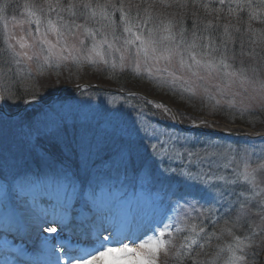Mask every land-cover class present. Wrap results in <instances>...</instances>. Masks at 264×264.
<instances>
[{"label":"snow or ice","instance_id":"1","mask_svg":"<svg viewBox=\"0 0 264 264\" xmlns=\"http://www.w3.org/2000/svg\"><path fill=\"white\" fill-rule=\"evenodd\" d=\"M213 4H218V6L212 7ZM11 6L9 0H5V3L0 4V13ZM15 7H22L26 13V18L17 21V23L26 24L28 28L25 30V34L20 36H16L14 32L6 33L4 51L17 65L24 60L31 61L35 56H40L45 51L47 54L43 56L44 64H49L53 59L56 63L68 59L63 55L65 49L69 47L72 50L76 49L75 44L69 46V38L75 39L76 34L83 30L85 36L91 39V45L81 56L72 57L78 65H95L101 62L108 64L106 51L113 49L120 53L121 68L126 66L125 52L133 55V70L136 72L141 71V58L145 64L149 59L156 64L161 60L171 64L174 59L178 58L181 68L196 69L192 75L198 79L204 78L199 75L201 69L209 76L213 72L222 73V80L226 81V84L217 89L222 95L237 82L241 88H244L245 85L258 87V96L262 107H264V75L261 74V69L264 67V29L257 33L251 24L252 21L264 23V0H207V2H202V0H40V2L24 0L23 5L17 4ZM189 7L202 8L205 17H212V19H200L193 12V16L197 18L192 22L191 42L187 39V29L185 28L180 29L179 39L177 38V33L174 30L175 22L170 18L172 13L168 11L171 8L186 10ZM245 9H247L248 17L246 32L249 38L251 35L257 36V39L252 42L254 47L249 48L247 53L244 52L246 32L243 29L244 22L242 20ZM15 19L13 17V20ZM233 19L235 23H233ZM79 20H82L83 23H78ZM4 27L8 28L7 22ZM109 33L112 36L111 41L108 38ZM204 33H209L207 38ZM50 34L55 35V43L49 39ZM216 34L222 36L218 45L213 40V36ZM205 39H207V43H205ZM117 40L121 41V47H115ZM237 40L240 41V55L242 57L247 55L251 63L244 66L245 61L241 60V67L234 69L236 51L233 47L231 50L232 63H229L228 45L229 43L235 45ZM79 43L81 49L86 47L85 40H80ZM45 46H47L46 49ZM37 47H39V51H32ZM57 47H59V51H56ZM256 48L259 51H256ZM133 49H135L134 54ZM217 53H219L218 56ZM43 66V64L39 65L41 69ZM115 66L116 61L113 60L112 67L115 68ZM146 70L151 76L152 68L147 67ZM249 72L252 73L251 76L248 75ZM169 75L175 78L174 72ZM179 79L183 80L184 78L181 76ZM185 90L193 94L197 91L192 86H188ZM4 91L7 93L8 88L5 87ZM203 91L205 94L210 92L208 88H204ZM236 95L238 93L232 94V99L228 101L229 104L236 103ZM9 98L8 95L0 96V99L5 101ZM255 98L254 96L249 97L250 100ZM209 99L211 100L213 97L209 95ZM220 104L221 101L216 100L211 107L213 110H219ZM164 111L165 113L169 112L167 108ZM171 118L174 120L175 116L173 115ZM142 131L149 139L156 140L163 146L161 150L157 144L151 145L154 156L159 154L161 157L171 159L169 152L175 151V145L180 142V137L168 132H159L157 129H153L151 132L143 129ZM165 136L167 139H161ZM184 142L188 143L187 138ZM192 143L194 144L195 141ZM207 147L219 149L220 146L209 144ZM233 152L236 158L244 162L243 171L238 174L237 179L243 178L251 185V189H246L251 195L244 197V203L253 202L256 207L264 209V188H260L257 193L259 186L256 182L258 170L264 171V163H258L255 168L251 167V158L247 149L228 148L216 151L212 154L214 158H210L207 168L204 167L205 157H201L198 153L193 151L175 152L178 159L183 160L187 156L200 162V167L195 171L190 170L196 168V165L191 161L179 170L161 169V171L182 177L188 186L186 191L177 196L175 208L166 205L165 200L159 195L136 198L135 196L129 197L126 192H113L110 186L100 187L98 193L91 194L89 197L91 203L90 206H86L87 215L85 220L81 221L80 230H71L76 237L75 244L65 239L56 240L53 237L52 240H48L45 238L43 246L47 256L46 264H157L160 249L171 243L170 240L166 241L165 237H171L173 229L178 233L187 229L191 234L198 235L196 224H189L187 220L177 222L173 220L169 212L179 209L185 216L191 212H197V205L200 204L198 196H201L202 193H208L213 203H218L217 197L222 199L224 192L216 190L220 186L214 183L217 179H223V177L215 175L213 168L216 164L215 158H223ZM208 155L205 150V156ZM258 159L264 160V152ZM65 181H67L66 177ZM44 186L49 190L63 189L64 199L56 198L54 201H50V210L53 214L51 222L45 215L41 218L43 223L40 227L43 228V224L50 223L63 224L66 229L68 225L65 220L69 216L71 207L69 189L71 188V193L74 194L75 188L68 182L60 184L55 178L46 182ZM172 195L177 194L172 193ZM181 201H183L182 204ZM237 203L240 201L238 200ZM202 207L203 205H201ZM243 207L244 204H241L240 210H243ZM208 211H212L211 206ZM199 215H204V212L201 211ZM261 220V224L256 225L255 229L248 227V232L243 239L236 236L234 245L227 246L229 256L224 264H264V255H262L264 254V217ZM239 222L240 218L237 216L232 221L233 226L238 225ZM85 224L88 226L85 227ZM44 230L50 233L58 232V228L53 226ZM199 231L204 232V229L201 227ZM223 231H227L229 235L232 234L231 229H222ZM101 233H107V235H101ZM90 237H94V239H90ZM185 239L188 241L187 245L182 244L176 253L177 264H181V260L185 258L186 248L188 264H220L223 248H220L211 260L196 259L193 262L192 252L195 246H198V240L189 237H185ZM81 243H90L91 246H80ZM3 264H8V262L4 261Z\"/></svg>","mask_w":264,"mask_h":264},{"label":"rangeland","instance_id":"2","mask_svg":"<svg viewBox=\"0 0 264 264\" xmlns=\"http://www.w3.org/2000/svg\"><path fill=\"white\" fill-rule=\"evenodd\" d=\"M38 2H40V0H38ZM168 11L172 13L173 9H169ZM13 17H15L16 19L13 20ZM177 17L179 16L172 13V16L170 18H172L175 22L174 30L176 31L177 38L179 39V32L181 28L177 26L179 23ZM25 18L26 13L23 11V8H20L19 16L18 14L15 16H9V20L7 22L8 28L6 29L7 33L14 32L16 36L24 35L25 30L28 28V25H20L17 23V21L23 20ZM77 22L83 23L82 20H79ZM191 34L192 27H190V30L187 31L186 34L189 42H191L192 39ZM117 35H119V33H117ZM108 38L110 41L112 40V36L110 33ZM49 39L53 43L56 42L55 35L50 34ZM80 40H85L86 47L84 49H81V45L79 43ZM205 43H207V39H205ZM68 44L69 46L75 44L76 49L72 50L70 47L65 49L63 55L67 56L68 59L61 60L59 63H56L55 59H53V61L49 62V64H44L43 56L47 54V52L45 51L40 56H35L31 61L24 60L21 64L15 65L17 70L25 74L24 78H29V76L32 74V76L23 84V88H27L28 91H31L30 93H38L39 95L46 94L48 90L56 89L63 85H74L80 84L81 82L99 84L101 86H106L107 88H115L114 81L117 80L123 72L129 71L136 75H139V78L143 80V83L140 88L142 91H150L153 93L156 92L157 95H153V93L150 95L152 97H157L162 100H165L169 104H172V106L175 108L174 110L177 112L179 119L185 124H191L196 122L201 126L209 128L220 125L225 126V128L226 126H231L233 128L231 131L235 132L238 131L237 129L239 128L244 130V132L246 130V132H248L249 130H254L256 128L255 130L259 131L260 133H264V124L259 125L255 128L249 127L247 125V123H255L259 120H264V114L261 115L263 118L257 116L260 115L257 113L258 110L264 108L262 107V102L258 96V87L254 88L251 85H245L244 88H241L239 82H237L222 95L217 90L219 87L226 84V81L222 80V73L213 72L209 76L205 71L201 69L199 75L204 78L198 79L196 76L192 75V72L196 69L188 70L186 68H181L178 63V58L174 59L171 64L166 63L164 60H161L158 64H156L150 59L147 61V64H145V61L143 60V58H141V71L136 72L133 70V55H129V53L125 52L126 66L124 68H121L119 60L120 53L114 51V49L106 51V58L109 60L108 64H103L101 62L95 65H78L76 61L72 59V57L81 56L83 52L86 51V48L90 47L91 39L87 38L83 33V30H81L76 34L75 39L71 37L69 38ZM46 47L47 46H45V49ZM115 47H121L120 40H117ZM105 48H107V46H105ZM32 51H39V47ZM56 51H59V47H57ZM132 52L134 54L135 49H133ZM231 52L232 51L229 50V63H232V54H230ZM218 55L219 53H217V56ZM185 59H187V57H185ZM113 60L116 61L115 68L112 67ZM241 60L245 61L244 66H248L249 63H251L247 56L245 57V59H242L241 57H236L235 63L233 64L234 69H239L241 67ZM41 64L44 65L42 69L39 67V65ZM147 67L152 68L151 76L146 70ZM172 72L175 73V78L169 75V73ZM19 73L16 74L20 76ZM34 74L36 77H34ZM261 74L264 75V67H262L261 69ZM8 75L9 73L7 71L2 70L0 74V91L1 84L4 83L8 85ZM248 75L251 76L252 73L249 72ZM181 76L184 78L183 80L179 79V77ZM22 83L23 82H21V84ZM188 86L195 87L197 89L196 93L193 94L191 92L186 91L185 88H187ZM204 88H208L210 92L208 94H205L203 91ZM237 93L238 95H236L235 97L236 103L234 105L229 104L228 101L232 99V94ZM209 95H211L213 99L210 100ZM69 96L61 101L56 100L54 103L42 107L43 110L36 112L34 118H32L33 116L31 117L33 120L31 119L29 125L27 124L25 128H19L17 122L7 121L0 118V140H2V142L0 143V243L3 244V246L6 248L7 245L9 246V248H13V252H7L9 258L12 259L10 264H46V261L43 262L40 259H37L33 262L31 261V259L27 258V255L34 251L32 248L34 245H39L41 248L44 247L42 243H37L36 240L40 237L41 240L47 237L48 232L44 229L48 228L49 226L58 228L57 233L59 234V236L57 240L64 239L66 236H68L69 238L75 237L71 232V230L74 228H71V226L75 224L76 230H80L81 221L85 220L87 215L86 206H90L91 203L89 197L91 194H94V192L91 190L90 187L85 186V182H82V180L79 178L81 177L80 175H89L88 173L91 171V168H93L91 163L89 165L86 164V166H84L83 168L81 167L80 169H74L73 166L71 167L67 161L54 156V154L51 155V157L45 156L46 163L43 164L41 168L42 171H44V174H46L47 179L45 178L46 180H41L43 181V185H45L46 182H48L49 180L55 178L58 183L64 184L65 182H68L71 186L75 188L74 194L71 193V188L69 189V193L71 195V207L69 208V216L65 220V223L69 227L65 229L64 225H62V227H59L60 225L50 223L43 224V228L39 226V229L37 230V239H35L36 244L26 241V238L24 237L17 236V233L16 231L14 232L12 226L10 227L6 225L8 224V221L10 223L13 222V220L17 221V219H19L22 222L24 220V215L28 214L29 211L32 214L38 215L39 212L41 214L48 212L47 219L49 220V222H51L53 214L50 210V201H54L56 198L63 200L64 192L63 189L49 190L46 188V193H35L34 185L37 184V180L35 181V179L37 178L31 177V180L28 179V181L25 182L27 186H25L23 190L17 191L15 193L13 191L14 188L12 186L13 182H15L16 180H20V182L23 183V177L26 175L27 172L22 171V168L20 167L19 163H11V161H8L6 157H8L10 154L8 153V151L4 150L6 149L7 143H9L11 151L13 149V151L20 150V152H22L23 150H25L26 146L27 148H29L28 143H36V136L43 135L44 132L51 131L54 133H58L62 130H64V132H61L63 135L61 137V140H65L67 136L74 140V137L72 136L76 135L75 137H78L80 141H83L85 138L89 137L92 130H95L97 128L94 127L92 129V125H90V130H86L88 129L87 127H85L86 125H88L86 121L89 118V115L92 114L91 111L93 112L95 117L101 115L102 112H104L105 115L110 116L114 123H118V125H121L119 130V132L121 133H124L127 127H132V122L130 121V116L128 115L129 113L124 112L125 107L119 105V102H121V98L119 96L114 95L108 97L102 94L94 96V98H92L90 95H83V97H80L77 96V94H73L72 96ZM253 96L256 98L250 100L249 97ZM216 100L221 101V104L219 105V110H213L211 107V105L214 104ZM241 101H243V103H241ZM150 103L159 111L160 120L157 118L158 122H173V119L170 118V116H172L171 112L169 111L168 113H165L164 111V109L167 108L165 104H161L159 102ZM6 106L8 110H10V112L16 109V106H9L7 104ZM134 107L136 106L132 105L131 109L134 110ZM31 108L32 107L29 106V109ZM137 109L139 110V107H137ZM137 109L136 111H138ZM167 109L169 110V108ZM221 110L226 112L229 111L230 116H228V114H218L217 111L221 112ZM0 116L2 115L0 114ZM133 116H139V112L136 114L134 113ZM146 118L147 112H142L141 117H137V121L139 122L137 125L138 129L134 130L136 132V135H134L135 137H133V142L128 145V147L132 148V151H135V149L139 151L147 149L146 141L149 140V137L147 136L146 141L143 140V138H140L146 136L145 132L142 131V129L148 132H151L153 129H157L159 132H168L171 135L180 137V142L178 144L183 143L184 145H189L193 141L200 142V140L194 138L193 136L176 133L174 129L166 130L159 126L160 124H150L148 120H146ZM84 122L85 124H83ZM97 122L99 123V121ZM76 123L84 125V129H81L76 126ZM101 124L102 123H99L98 126L100 127ZM75 127H78L79 129H76L77 134ZM10 131L13 132L11 134H8ZM101 134H99L100 138ZM246 137L248 136L244 135L240 138L245 139ZM185 138H187L188 143L184 142ZM161 139H167V137H161ZM248 139L259 141L260 139H264V137ZM150 140L154 142L153 144L157 142L156 140ZM206 140L207 141L204 143L205 147L203 149H206L209 154L208 156H204L206 160L205 163L207 165L210 162V158H214L212 157L213 153H215L216 151H223L228 148H231L233 150L247 149L248 155L251 158L250 164L253 168L257 167L258 163H264V160L258 159V157L261 156V153L264 152V142L253 143L249 141H242L243 144L240 145L239 142L241 141L230 140L224 143V141L218 140L216 138H214L213 140ZM102 141H105V139ZM72 143L77 144V140L73 141ZM209 144H214L220 147L219 149L209 148L207 147ZM119 148L122 150L127 147L123 146ZM115 150H117L118 152L119 149ZM67 151L68 150H66V152ZM82 152H84V154H87L88 150L82 149ZM118 155L120 157L123 154ZM215 159L216 164L213 166V168L217 171L221 169L222 171L219 172V174L221 177H223V179L217 181V183H215L216 180L214 181L216 185L220 186L219 189H222L221 187H223L224 185L227 186L234 183L239 186V183L241 181H244L246 184H248L243 178L237 179L238 174L243 171L244 162L239 158H236L234 152L231 154H227L223 158ZM224 166L230 172V174H227L222 169ZM65 177L67 178V181H65ZM94 178L95 177L88 178L85 180L92 179L94 184L100 181V179ZM261 181H264V171L258 170V174L256 176V182L259 186L257 188V193L259 192L260 188H264V183H261ZM249 186L251 189V185ZM219 189L216 190L219 191ZM113 191L116 190L113 189ZM127 194L129 195V197H146L140 195L138 191L134 192L133 188H130L127 191ZM165 203L166 205H170L171 201L166 198ZM249 203L253 204V208L251 209L254 215L249 217L248 219L249 223L253 224V227L255 229L256 225L261 224L262 222L261 218L264 217V209L256 207L255 203L253 202ZM172 212L175 211H170L169 214L171 215ZM57 215H59V213H57ZM84 226L86 227L87 224H85ZM101 234L107 235V233ZM179 234L175 238H177ZM90 238L94 239V237ZM173 238L174 237H171V240ZM22 254L25 256V258H22L21 260L20 258ZM167 258L168 252L165 247H162L158 254L157 264H167ZM45 259H47V257Z\"/></svg>","mask_w":264,"mask_h":264},{"label":"trees","instance_id":"3","mask_svg":"<svg viewBox=\"0 0 264 264\" xmlns=\"http://www.w3.org/2000/svg\"><path fill=\"white\" fill-rule=\"evenodd\" d=\"M202 2H207V0H202ZM3 3H5V0H0V4ZM9 3L12 6L7 8L3 13H0V74L2 70L9 73V83L8 85L4 83L1 84V91L3 96L8 95L10 97L6 101L9 106H19L27 99L32 97H51L56 89L48 90L46 94L39 95L38 93H30L31 91H28L27 88H23V84L32 76V74L29 76V78H24L25 74L16 69L15 65L17 64L12 62L10 57L4 51V36L7 33L4 25L5 22H8L9 16H15L17 14L19 16V11L22 7L16 8L15 5H23L24 0H9ZM217 6L218 4L212 5V7ZM171 9H173V14L179 16L177 17L179 20L177 26L180 28H185L187 29V31L190 30L193 20H195L197 17H199L200 19H212L211 16L205 17L204 10L199 7H189L186 10H179L176 8ZM193 12L197 14V17L193 16ZM242 20L244 22L243 29L246 32L248 27L247 9L243 11ZM225 22H227V20H225ZM233 23H235L234 19ZM251 24L252 28L257 33L260 30L264 29V23H262L261 21H252ZM208 35L209 33H204L205 37H208ZM221 39L222 36L220 34H216L213 36V40L217 45L219 44V41ZM256 39V35H251L249 38V35L246 32L244 38L245 53L248 52L249 48L254 47V44L252 42ZM228 47L230 51L233 47H235L237 58L241 57L242 59H245V57L247 56L245 55L242 57L240 55L241 47L239 40L236 41L235 45L229 43ZM256 51H259V49L256 48ZM230 54H232V52ZM16 73H19L20 76H18ZM34 77H36L35 74ZM21 82L23 83L21 84ZM142 83L143 80L139 78V75H136L129 71L123 72L120 77H118V79L114 81L115 86L123 90L140 89ZM5 87L8 88L7 93L4 91ZM147 93L152 94L153 92L148 91ZM73 94H77V96L80 97H83V95H90L92 98L99 94L108 97L114 96L111 93L100 91L95 88H89L67 90L63 92L61 96H59V100L61 101L64 98H67L69 95L72 96ZM153 95H157V93L154 92ZM120 98L121 102H119V105L125 107L124 112L129 113L128 115L130 116V121L132 122V127H127L124 133L119 132L121 125H118V123H114L111 117L105 115L104 112H102L98 117H95L93 112L91 111L92 114L89 115V118L86 121V123L88 124L85 126L88 128L86 130H90V125H92V129L94 127L97 128L95 130H92L89 137L85 138L83 141H80L78 137H75L76 135L72 136L74 137V140L69 136H67V138L65 136L66 139L61 140V137L63 136L62 133L64 132V130H62V133H54L50 131L44 132L43 135L36 136V143H28L29 148H27L26 146L25 150H23L22 152H20V150L13 151V149L11 151V147L9 146V143H7L6 149L4 150L8 151V153L10 154L8 157H6L8 161H11V163H19L22 171L27 172L23 177V183L20 182V180H16L15 182H13V191L16 193L17 191L23 190L24 187L27 186L25 182L28 181V179H30L31 177L37 178V180H44L47 176L46 174H44V171H42L41 167L46 163L45 156L51 157V155L54 154V156L67 161L71 167L73 166L74 169H80L81 167L83 168L84 166H86V164L89 165L91 163L93 168H91V171L88 173L89 175H80L81 177L79 178L82 180V182H85V186L90 187L94 193H98L100 187L105 186H110L112 191L113 189L116 190L113 192H127L130 188L136 189V187L141 186V188L151 196L159 195L164 200L168 198L169 201H171L169 207L175 208L174 202L176 201L177 196L186 191L188 186L182 177L172 175L171 173L166 171H161V169L179 170L181 167L187 166L190 161L196 165V168H191L190 170L195 171L200 167L199 160L187 156H185V158L181 160L176 158L175 152L184 153L186 151H193L198 153L201 157H204V152L206 149L203 148L205 147L204 143L207 141L206 139L213 140L214 138L224 141V143L230 140L241 141L239 142L240 145L243 144L242 141H249L253 143L264 142V139L255 141L248 138L241 139L240 137L218 136L193 131L190 132V135L200 140V142H195L194 144L190 143L189 145H184L183 143L175 145V151L169 152L171 159L167 157H161L159 156V154L154 156L151 149V145L154 142H152L150 139L146 141L147 136L140 137L146 141L147 149L143 151L135 149V151H132V148L128 147V145L133 142V137H135L134 135H136V132L134 130L138 129L137 125L139 123L137 121V117H141L142 112H147L146 120H148L150 124H160L159 126L166 130L174 129L176 133L185 135L189 134L181 131L180 129H175L162 122H158L156 115L159 111H157V109H155L147 100L139 97L127 96H121ZM132 105L136 106L134 107V110L131 109ZM137 107H139V110L137 109ZM136 109L138 111H136ZM42 110L43 108L32 105L31 109H26L17 118H8L4 116H0V118L7 121L17 122L19 128H25L27 124L29 125L31 119L34 118L35 113ZM263 111L264 108L258 110L257 113L260 115L257 116L262 117L261 115L264 114ZM138 112L139 116H133L134 113L136 114ZM217 113L222 115L228 114V116H230L229 111L226 112L221 110V112L217 111ZM97 121H99V123H102L100 127L98 126L99 123ZM83 124H85V122ZM262 124H264V120H259L255 123H247V125L252 128H255ZM76 126L81 129L84 127V125L80 123H76ZM78 127H75V130H79ZM12 132L13 131H10L8 134H11ZM99 134H101V138ZM104 139L105 141H102ZM76 140L77 144L72 143ZM1 142L2 140H0V143ZM155 144H157V147L162 150V145H160L158 142H156ZM123 146L127 148L121 150L119 147ZM114 148L119 149L118 152ZM82 149H87L88 153L84 154V152H82ZM66 150L68 151L66 152ZM118 154L123 155L119 157ZM204 167L207 168L208 165L205 163ZM222 169L227 174H230L225 166ZM214 171L217 177H221L219 174V172L222 171L221 169L218 171ZM92 177H95L94 179H100V181L94 184L92 179L85 180ZM220 180L221 179H217L215 183ZM40 188H42V186L36 187V190H41ZM221 188L222 189H219V191H223L224 196L222 199L217 197V199L219 200L218 203H213L212 199L207 193H202L201 196H198V199H200V204L197 205V212H191L188 216H185L183 212H180L179 209H177L175 212H172L171 215L173 216V220L177 222L187 220L189 224H196L198 235L189 233L187 229H184L179 234L175 231V229H173L171 237L174 238L171 240V237H165L166 241H171V243H169L167 247H165L168 252V258L166 260L167 264H177V251L180 249L182 244L187 245L188 243L186 239L179 238L185 237H189L190 239L195 238L198 240V246H195L194 251L192 252L193 262L196 259H199L200 261H204L205 259L211 260L216 255L217 251H219L220 248H223V252L220 255V264H224V261H226L229 256L227 246L229 244L234 245L236 236H239L243 239L244 235L248 232L249 226L254 229L253 224H250L248 219L249 217L254 215L251 209L253 208V204L244 203V197L251 195V193L246 190L250 189V186L244 181H241L239 183V186L234 183L227 186L224 185ZM172 193H176L177 195H172ZM238 200L240 201V203H237ZM182 203L183 201H181V204ZM241 204H244L243 210H240ZM201 205H203L202 208ZM209 206H211V212L208 211ZM230 209L231 211H229ZM201 211L204 212V215H199ZM237 216H239L240 222L238 225L233 226L232 221L236 219ZM201 227L204 229V232L199 231ZM222 229H231L232 234L229 235L227 231L222 232ZM178 234L179 238H175ZM181 264H188L187 248L185 249V258L181 260Z\"/></svg>","mask_w":264,"mask_h":264},{"label":"bare ground","instance_id":"4","mask_svg":"<svg viewBox=\"0 0 264 264\" xmlns=\"http://www.w3.org/2000/svg\"><path fill=\"white\" fill-rule=\"evenodd\" d=\"M47 213L48 212H46L44 214H41L39 212V215H38V214H32L31 212L28 211V214L24 215V217H23L24 220L22 222H21V220L17 219V221L13 220V222H10V223L8 221V224H6V225H8L10 227L12 226L14 232L16 231L18 236L24 237V238H26V241L36 244L35 243V239H37V230L39 229V226L43 222L41 218L44 217L45 215L47 216ZM47 218H48V216H47ZM59 225H60L59 227H62L63 224H59ZM71 228L76 229V225L75 224L72 225ZM58 236H59L58 233H50V232H48L46 238L48 240H52L53 237H55L56 240H57ZM44 240L45 239L41 240V237H40L36 241H37V243H40V244L42 243L43 244ZM69 241H73L72 238H69ZM80 246H88V247H90L91 244L90 243H88V244L81 243ZM32 248H33L34 251L29 253L28 254L29 256L27 255L28 259H31V261H33V262L36 261L37 259H40L43 262H45L47 260V259H45L47 256H46V254H44L45 253L44 247L41 248L39 245H34ZM9 251H13V248L12 247L9 248L8 245H7V248H6V247L3 246V244L0 243V264H3L4 261H7L8 264L11 263L12 259L9 258V255L7 253ZM7 255H8V258H7ZM5 256H6V258H5ZM10 256H11V254H10ZM22 258H25V256L23 254L21 255L20 259L22 260Z\"/></svg>","mask_w":264,"mask_h":264},{"label":"water","instance_id":"5","mask_svg":"<svg viewBox=\"0 0 264 264\" xmlns=\"http://www.w3.org/2000/svg\"><path fill=\"white\" fill-rule=\"evenodd\" d=\"M73 86H70V85H65V86H63V88H72ZM120 93H123V94H126L125 92H123V91H119ZM136 93H138V94H140V95H142V96H144V97H146V98H149L148 97V95H146L144 92H141V91H138V92H136ZM59 94V92H56L55 94H54V98L57 96ZM54 100V99H53ZM53 100H51V101H49L47 104H50ZM41 104V105H44L43 103H42V101L41 100H36V99H32V100H29V101H27V102H25L22 106H20L19 108H17V110L16 111H14V112H9V111H7L4 107H2V108H0V112L3 114V115H5V116H8V117H15V116H17V115H19L22 111H23V109L28 105V104ZM174 112V111H173ZM175 113V112H174ZM174 116H175V121L176 122H178V118H177V116L174 114ZM180 126V128H182V129H184V130H191V129H193V128H196V129H199L200 131H202V132H207V133H216V134H221V135H239V136H251L250 134H246V133H240V132H237V133H235V132H233V131H230V130H228V129H219V128H213V129H205V128H201V127H199V126H191V127H184V126H182V125H179ZM251 137H264V133H258V134H254L253 136H251Z\"/></svg>","mask_w":264,"mask_h":264}]
</instances>
